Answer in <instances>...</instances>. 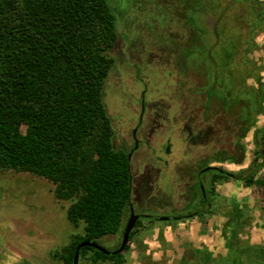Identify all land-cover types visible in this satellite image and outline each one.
<instances>
[{
	"label": "rangeland",
	"instance_id": "374dc122",
	"mask_svg": "<svg viewBox=\"0 0 264 264\" xmlns=\"http://www.w3.org/2000/svg\"><path fill=\"white\" fill-rule=\"evenodd\" d=\"M108 1L116 12V49L123 43L125 48L132 44L127 57L111 51L115 63L107 76L103 97L108 113L114 120L117 116L129 117L133 97L140 91L145 90L151 99L162 97L166 103L180 86L179 92L187 93L186 110L190 108L200 115V92L188 90L206 85L217 94H210L208 103L210 144L199 152L210 153V166L230 174H245L255 158L253 132L264 128V21L256 31L252 26L251 33L255 17L248 13L244 2L235 0ZM151 53L157 56L149 58ZM135 64L141 65V72L137 73ZM220 89L233 101L230 106L223 104ZM177 114L178 107L173 103L169 116ZM119 124V120L114 121L116 127ZM176 127L168 125L163 137L173 139ZM36 133L35 125L20 126L19 134L24 140H31ZM257 138L263 148L264 134L259 133ZM168 160L176 162L177 156ZM263 179L264 166L250 185L210 172V193L214 194L210 212L181 221L141 220L128 243L129 249L123 252L124 264H177L185 242L206 247L215 255L226 254L225 201L231 198L248 205L254 220L253 225L242 230L241 240L264 245ZM166 183L163 190L154 193L155 214L170 215L172 208L174 215L196 210L198 206L184 208L176 191L182 183ZM53 188L43 177L0 170V264H65L61 251L75 236L83 234L84 224L74 225L68 220L70 201L55 198ZM156 206L159 209L155 210ZM127 216L125 209L121 230ZM121 237L119 231L97 243L111 251L119 246ZM77 264L113 262L92 263L89 253L87 258L78 257Z\"/></svg>",
	"mask_w": 264,
	"mask_h": 264
},
{
	"label": "trees",
	"instance_id": "16d2710c",
	"mask_svg": "<svg viewBox=\"0 0 264 264\" xmlns=\"http://www.w3.org/2000/svg\"><path fill=\"white\" fill-rule=\"evenodd\" d=\"M235 1L255 17L250 30L261 28L264 1ZM115 13L108 0H0V170L43 177L54 185L55 198L70 201L67 218L83 223L84 232L62 249L65 264H73L80 242L122 232L131 196L127 156L113 145L103 100L119 36ZM219 91L230 106L228 94ZM23 123L37 127L29 141L19 134ZM259 133L264 128L253 132L255 158L246 173L218 175L253 184L264 166ZM225 202L226 254L185 242L177 264H264V245L241 240L254 222L250 207L236 198ZM133 236L134 230L128 243ZM128 243L116 255L83 247L79 258L90 253L92 263L124 264Z\"/></svg>",
	"mask_w": 264,
	"mask_h": 264
},
{
	"label": "flooded vegetation",
	"instance_id": "af4514ba",
	"mask_svg": "<svg viewBox=\"0 0 264 264\" xmlns=\"http://www.w3.org/2000/svg\"><path fill=\"white\" fill-rule=\"evenodd\" d=\"M116 45L117 42L112 47V52L119 51L125 55L129 49H132L131 43L127 48L124 43L121 44L118 50ZM152 55L157 56L151 53L148 55L149 58ZM133 67L137 73L141 72L138 71L141 65L135 64ZM179 87L172 93V100L169 102L165 103L162 97L151 99V95H147V92L143 90L133 97V107L127 112L129 117L118 118L117 116L114 120V116L109 114L113 118L111 123L113 145L117 150L126 153L129 170L131 196L126 204L128 216L121 234L131 210L138 215L133 230L143 219L151 223L161 221V217H168V220L161 222L192 219L199 214L204 217L210 209V170L222 176L229 174L224 169L210 166V153L199 152L201 147H208L210 144V110L208 108L210 88L201 85L200 88L196 86L188 90L192 93L200 92L201 102L199 104L202 111L200 115H197V112L194 113V110L190 108L186 110L187 93L185 90L180 93ZM173 103L178 107V114L174 117L169 116ZM118 120L120 124L116 127L114 121ZM168 125L169 128L172 125L177 126L173 130V139L163 137ZM175 155L177 156L176 162L169 163L168 159ZM166 182L182 183V187L179 186L176 191L183 201L184 208L192 207L193 209L198 206L196 210L192 213L181 212L179 215H174L171 213L175 212L172 208L170 215L155 214L152 211L154 210L152 206L155 205L153 200L156 194L154 193L163 190ZM157 209L159 208L156 206L155 210Z\"/></svg>",
	"mask_w": 264,
	"mask_h": 264
},
{
	"label": "water",
	"instance_id": "95a60500",
	"mask_svg": "<svg viewBox=\"0 0 264 264\" xmlns=\"http://www.w3.org/2000/svg\"><path fill=\"white\" fill-rule=\"evenodd\" d=\"M137 219H138V215H135L133 213V211L131 210L129 219H128L126 226H125L123 233H122L121 242L119 244V247L115 250H111V251L107 250V249L103 248L102 246H100L95 241H82V242H80L77 245L76 250H75V254L73 257V264H77V260L79 257V250L83 247L94 248L95 250L101 252L104 255H116V254L121 253L128 243L129 235H130L131 231L133 230ZM160 220L161 221L168 220V217H161Z\"/></svg>",
	"mask_w": 264,
	"mask_h": 264
}]
</instances>
